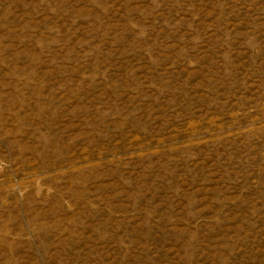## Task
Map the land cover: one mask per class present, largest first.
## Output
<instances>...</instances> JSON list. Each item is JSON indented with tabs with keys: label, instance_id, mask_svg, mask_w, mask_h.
<instances>
[{
	"label": "rangeland",
	"instance_id": "1",
	"mask_svg": "<svg viewBox=\"0 0 264 264\" xmlns=\"http://www.w3.org/2000/svg\"><path fill=\"white\" fill-rule=\"evenodd\" d=\"M0 264H264V0H0Z\"/></svg>",
	"mask_w": 264,
	"mask_h": 264
}]
</instances>
